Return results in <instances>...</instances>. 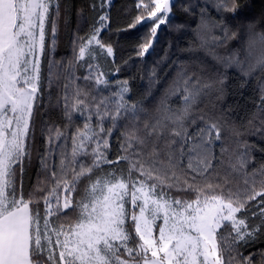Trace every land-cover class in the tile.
Listing matches in <instances>:
<instances>
[{"label": "snow or ice", "instance_id": "6c2138e0", "mask_svg": "<svg viewBox=\"0 0 264 264\" xmlns=\"http://www.w3.org/2000/svg\"><path fill=\"white\" fill-rule=\"evenodd\" d=\"M176 3L137 0L129 27L151 25L138 56ZM239 8L181 5L199 10L194 28L176 26L193 36L186 57L170 77L153 67L130 101L128 80L113 85L101 64L115 57L100 39L106 12L57 59L60 0H0V264H264V247L241 251L264 243V159L253 154L264 148L245 139L264 140V20L241 35L227 15ZM230 69L259 88L239 125L218 103Z\"/></svg>", "mask_w": 264, "mask_h": 264}, {"label": "trees", "instance_id": "16d2710c", "mask_svg": "<svg viewBox=\"0 0 264 264\" xmlns=\"http://www.w3.org/2000/svg\"><path fill=\"white\" fill-rule=\"evenodd\" d=\"M189 2L199 3L200 0H177L174 7L175 17L171 20V26L162 25L158 29L157 37L153 39L152 47L143 57L136 54L138 46L144 42V38L150 30L151 25H137L136 28H130L129 25L139 14V10L135 7L137 0H104V8L100 7V0H60V19L58 28V39L56 48V58L71 57L72 47L71 38L79 32L83 36L87 34L91 26L99 19L100 15L105 12L109 19L105 21L107 27L100 33V39L112 45L115 52L114 63L113 58L109 57L107 62L101 60L103 70L111 72L108 78L112 81L128 80L131 89L128 94L130 101H136L142 98L148 87V74L157 68V75L164 77L165 73L171 76V61L184 59L186 53L182 50L188 47L189 40L193 39L189 29L184 28L177 30V25H190L195 27L198 17V9H193L196 13L190 16L181 9V5H187ZM240 8L234 15L229 13L228 23L233 31H239L241 35L246 31L249 21L264 20V0H238ZM95 5V8H93ZM215 15V13H214ZM229 49L221 48L218 51L224 54ZM167 55L168 59L164 60ZM202 55V53H201ZM209 63H213L207 58ZM119 68V72L115 69ZM83 71V70H81ZM229 80L226 84V96L221 104L223 109L231 106L232 111L229 116L239 125L246 123L248 115L255 109V101L259 99V88L256 79H249L244 87H239L237 79L238 74L234 69L229 70ZM160 86H158L159 88ZM159 95V92L156 93ZM146 103H148L146 101ZM43 111V109L41 110ZM47 118V114L44 115ZM55 118V116H53ZM41 117H37V143L39 144V122ZM112 139L113 152L111 157L114 158L117 147L116 136ZM250 143L256 147L264 148V140L257 136L245 137ZM254 156L257 160L264 159V152L254 150ZM32 174V182L35 180L36 162L33 161V168L30 170ZM30 186V183H29ZM264 247V243L256 244L253 248H241L245 255L255 248Z\"/></svg>", "mask_w": 264, "mask_h": 264}, {"label": "water", "instance_id": "95a60500", "mask_svg": "<svg viewBox=\"0 0 264 264\" xmlns=\"http://www.w3.org/2000/svg\"><path fill=\"white\" fill-rule=\"evenodd\" d=\"M170 16H171L172 18L175 17L174 11H173L172 14H170ZM172 18H171V19H172Z\"/></svg>", "mask_w": 264, "mask_h": 264}, {"label": "rangeland", "instance_id": "374dc122", "mask_svg": "<svg viewBox=\"0 0 264 264\" xmlns=\"http://www.w3.org/2000/svg\"><path fill=\"white\" fill-rule=\"evenodd\" d=\"M109 4H110V2H109ZM173 11H174V8H173ZM174 14H175V12H174ZM173 18H174V17H173ZM173 18H172V19H173ZM172 19H171V20H172Z\"/></svg>", "mask_w": 264, "mask_h": 264}]
</instances>
